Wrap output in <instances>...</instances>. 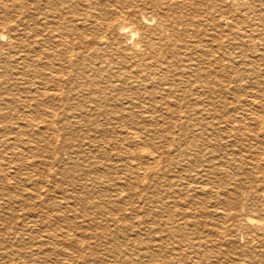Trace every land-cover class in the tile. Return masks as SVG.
<instances>
[{
    "label": "bare ground",
    "instance_id": "obj_1",
    "mask_svg": "<svg viewBox=\"0 0 264 264\" xmlns=\"http://www.w3.org/2000/svg\"><path fill=\"white\" fill-rule=\"evenodd\" d=\"M0 70V264H146L148 257L156 261L159 250H165L159 264H198L189 257L206 260L199 249L209 247L212 235L216 246L240 253L264 248V0H0ZM226 79L225 90L246 85V114L214 112L219 101L212 87ZM163 114L184 120L168 124L178 132L166 136L164 151L132 148L147 128L165 127ZM33 115L49 118L44 128L53 139L59 133L85 136L76 145L62 140L52 155L62 167L50 176L57 200L41 191L24 163L48 143L37 136L21 140ZM87 132L116 136V144L107 145L122 164L93 163L92 154L102 156L106 149ZM188 157L200 165H182ZM23 169L29 172L22 178ZM116 172L120 176L113 178ZM217 180L234 185L222 195L213 185ZM27 182L35 187L31 193L21 189ZM96 185L106 199L92 196ZM140 189L146 204L158 209L147 212L160 227L150 245L141 239L146 220L140 218ZM206 197L220 206L211 214L230 221L226 235L197 219L208 212ZM49 204L74 213L80 224L56 213L43 216ZM32 207L39 211L18 214ZM99 218L116 226L95 233L109 241L103 251L110 259L66 255L58 248L71 241L82 245ZM39 229L45 233L35 234ZM71 230L77 236L69 240ZM198 231L205 236L193 238Z\"/></svg>",
    "mask_w": 264,
    "mask_h": 264
},
{
    "label": "rangeland",
    "instance_id": "obj_2",
    "mask_svg": "<svg viewBox=\"0 0 264 264\" xmlns=\"http://www.w3.org/2000/svg\"><path fill=\"white\" fill-rule=\"evenodd\" d=\"M2 73H3V71L0 70V74H2ZM227 82H228V79H226V82L223 85H221V86L220 85H215L214 87H212V92H213L212 95H213V97H215V99L217 101H219L215 105V107H213L214 112L216 114L223 112L222 114H225L226 116H233V115L241 116V115L246 114L247 113L246 110L248 109V107H246V105H247V102L250 100L247 97L248 94H249V91L247 90L246 85L245 84H241V85H239V84L238 85L237 84L236 85L235 84L231 85L230 84V85H227V88L229 90L227 88L225 90V86H226ZM230 88H231V90H230ZM204 90L206 91V89H204ZM260 114H262V113L259 111L258 115H260ZM158 115L159 114H156V116H158ZM18 118L15 117V118H12V119H13L14 122L16 121L18 125H22V120H20ZM45 118H38L37 116L33 115L32 116L33 123L31 124L32 128L31 129H24V131H23L24 136L21 138V140H23V141H27L32 136H34V137L37 136L36 137L37 140H40V141L44 140L45 143L48 142L47 145H45L46 146V148L44 149L45 151L43 149H41L43 152H41L38 155L41 158L38 157V156H37L38 158L37 157L33 158V156H32V158L31 157L24 158V163H25L26 168L28 167L29 170H34V173L33 174H29V175L32 176L33 182L35 180V181H39L41 183V186H39V188L41 187V189H42L41 191L49 190V192H51L54 195V197L56 198V200H57V198L60 195L57 194L58 190H56L57 189L56 185H52L51 184V177L50 176L51 175L53 176V174H55V173H59V170L62 167H60V165H56L55 162L53 163L52 155H54V154L57 155V153H59V151H60L59 149H60V145H61L60 143H61L62 140L64 141V139L71 138L72 141H73V144L76 145L79 142H81V140H84L85 136L82 133H73V134H69V136L59 133L57 138L53 139L51 137L52 133L51 132H47L45 130V128H46L45 127V125H46L45 122L46 121L47 122L50 121L49 118H46V120H45ZM160 118L159 119L161 120V123H164L165 127H163V129H159V130L155 129L154 127L153 128H147L148 131H146V135L139 134V136L141 138H143V139H141V140L140 139H136L134 141V143H132V145H131L132 148H137V149H139V148H144L145 149L146 148L147 151L150 150L149 152L153 153L155 155H158L159 153L164 151L163 147L165 145L166 136L168 134H170V133L178 132L177 130H174L172 127L169 128L170 125H168V124L170 122H172V121H175V122L177 121L178 123H181L184 120H179L178 118L175 119V118H171V117H168V116L165 117L164 114ZM56 121L57 120H55V123L57 124L58 128H60V124H58ZM214 123H216V121H214ZM4 124L5 123H3V125ZM147 125H148V123H147ZM223 127H224V125L220 124L219 128H223ZM82 130L88 131L89 129H87L86 126H84V127H82ZM84 134H88V135H92V136L97 137V141L100 144H103L102 146L106 149V153L101 154L102 156H100L99 155L100 153L98 154L97 152L92 154L94 158L91 161L93 163L98 162V164H100V166L101 165L102 166L103 165H107L108 167H111L112 165L119 166V165L122 164L115 157V154H117V150L114 149L111 145H107V143L116 144V142L118 141L116 136H114V135H101V134L100 135H98V134L93 135L94 134L93 132H87V133H84ZM158 135H160V136H158ZM151 138H152L153 141L150 140ZM144 140L146 141V145H144V143H143ZM105 142H106V144H105ZM106 146H108V147H106ZM64 158H66V157L64 156ZM43 161H44V163H46L45 166H43L41 164ZM184 162H183L182 165L190 166L192 168H196L198 165H200L199 163L196 162V160H194L191 157H188V159H186V160L184 158ZM29 164L32 165V166L29 167ZM9 165L12 168V169H9V170L13 171L15 169L14 172H16V173L18 172V170H19L18 166H16L13 163H10ZM83 165H85V164H83ZM83 165H81V168H78V170L79 169L83 170L84 169ZM113 168H115V167H113ZM149 168H152V167L149 166ZM71 169H73L72 166H71ZM29 170L27 172L24 169L20 171L23 174L22 178L27 176L26 173H28ZM112 176H113V178H116V176L119 177L120 175H119V172H116V174L114 173V174H112ZM243 178L244 177L241 178V176L239 177V179H241L242 181L244 180ZM59 180L60 179L58 177V181ZM246 181L248 182L247 179L244 180L243 182H246ZM33 182L31 184H33ZM62 182L65 183V189L69 190V192H71L72 191V187L69 186L70 185L68 183L69 181L65 179ZM235 183L238 184L239 181L235 182ZM29 184L30 183L27 182V184H25L26 186H21V189H24V187H26V188L29 189V192L31 193L32 190H34L35 187L32 186L31 184L30 185ZM213 185L220 189L219 191L221 192L222 195H226V193L230 191V189L233 187L234 184H232V182H224V181H221V180L220 181L217 180V181L213 182ZM37 188H38V186H37ZM101 189L102 188H100V185H96V189H95L96 193L94 195H92V196L94 198H96V197H98L100 195H102V196L106 195L105 192H100L99 193V191ZM136 195H137V199H140L142 202H145L143 210L141 211V209H140V218L143 221L146 220V224L143 226L144 230H141L142 236L141 235L140 236L142 237L141 239H142L143 244L150 245L151 237L153 235H156L155 233L160 231L159 230L160 227L157 225V222H158L159 219H157L155 221L156 225H152V223H153L152 217L147 212H148V210L153 208L154 212L156 213V212H158V209H156L154 205H153V207H150L149 204H146L147 201H148V196H147V193L145 195V193H144V191L142 189L137 190ZM103 198L106 199L107 197L103 196ZM261 199H263V197ZM94 200H96V199H94ZM94 200H92V201H94ZM203 200L204 201L205 200L208 201V202L205 201L207 203L204 204L205 206H203V208L206 209L208 212H205V213H203V214H201L199 216L197 215L198 216L197 219L200 222H202V224H205L207 227L212 228L214 233L218 232L219 230H222L223 233L226 235L227 228H229L228 226L230 224V221H227L226 219H222L220 217L218 218L217 215H214L213 213L211 214V211H214V209L219 208L220 206L219 205L217 206L216 203L211 201L208 197H206L205 199L203 198ZM126 202H127V200H126ZM262 204H264V202H262ZM47 207H45L41 211V212H43V213H41L43 216H47L48 217V216H51L52 214L56 213V214L63 215V217H65V222L66 223L67 222H75L77 224H80L81 220L75 218L74 217V213H71L70 211H65V210H55V209L51 208L50 204L47 205ZM196 207H198V206H196ZM80 208H79V206L78 207L76 206L75 207V209H76L75 212L76 213L80 212L81 209H82V208L81 209ZM86 208H87V210L89 209V212L95 213L96 209L94 208L93 205L89 206L88 204H86ZM24 210H22V211L20 210L21 212L19 211L18 214H20V215H22V214L29 215V214H35L37 211H39V210H36L35 207L29 208V209L25 208ZM195 211H197V208H195ZM219 212H221V211H218V213ZM4 214L6 215L7 218H9V214H6V213H4ZM250 215L253 216V217L259 216L256 212H252ZM35 220H37V222H39V218L38 219L36 218ZM21 221H22V219H21ZM24 222L26 224L29 221H27L25 219ZM220 223L221 224L224 223V224H222L223 226L219 225ZM60 224L62 226L66 225L65 223L64 224L60 223ZM60 224L56 225L55 227L53 226V228H52L56 234H58V231H59L58 229H60L62 227V226H59ZM113 228H116V226H114L113 223L102 221V219L99 218V219H97L96 223L93 224V226L90 227V230L85 232V236L82 235V236H84V238H81V239H83V244L82 245H80V246L75 245L73 243V241H71L70 243H72L73 245H67V247H65V248H63V246H59L58 248H62V250L65 251L64 253L66 255L71 254L72 256L85 257L86 259L89 258V257H92L94 259L97 258V259H104V260L110 259L111 257L108 256V254L104 253V251H103V248L109 243V241L106 240V239L105 240L104 239L100 240V239L96 238L95 233L99 232L100 229L113 230ZM39 230H41V231H36L35 234L40 236V235L45 233V230H42V229H39ZM201 230H203V228H201ZM69 232L67 233L69 240H71V239H73L74 237L77 236V231L71 230ZM198 233H200V232L198 231ZM122 235H125V234H122ZM223 235H221V236H223ZM203 236H205V234L202 235L200 233L197 236L193 235V238L194 237L195 238H197V237H202L203 238ZM209 239L210 240H209L208 246L211 247V248L207 247V248L204 249V247H203L204 245H203L202 248L199 249L201 252H202V250L204 251L203 255L205 256L206 260L203 259L204 257L203 258L201 257L202 258V260H201V258L197 257V256H196V258L190 256L189 257L190 260H194V261L196 260L197 263L199 262L198 264H200V263L201 264H213L215 262H217L215 264H218V263L219 264H243V263H245V264H264V248H260L258 245L254 244L255 247H253V249H250V250H247L246 252L240 253L239 250L235 251L229 245L228 246L224 245L222 247L221 246H216L215 241H214L215 238L213 237V235ZM219 239H221V237H219ZM201 240L204 241L203 239H201ZM115 242H120V237H118V239L115 240ZM92 244H93V246H92ZM239 245H240V247L243 246L242 240H239ZM164 251L165 250H159V251L154 253V255H155L154 258H156L155 262L153 261V259H151L149 257L146 258V260H145L146 264H159L160 261H161L160 257H162V254H163ZM215 256H217V258H214ZM54 257H56V256L52 255L50 258H54ZM232 258H236V259L238 258V260L240 259L241 261L239 260V263L238 262H232ZM207 259L209 260L208 262H207Z\"/></svg>",
    "mask_w": 264,
    "mask_h": 264
}]
</instances>
